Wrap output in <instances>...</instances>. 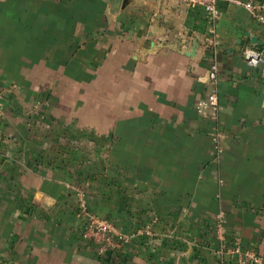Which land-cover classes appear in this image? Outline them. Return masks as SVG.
I'll use <instances>...</instances> for the list:
<instances>
[{
	"label": "crops",
	"instance_id": "1",
	"mask_svg": "<svg viewBox=\"0 0 264 264\" xmlns=\"http://www.w3.org/2000/svg\"><path fill=\"white\" fill-rule=\"evenodd\" d=\"M218 6L220 157L213 124L196 110L207 95L198 79L213 61L202 8L0 4V264H231L218 254L220 210L229 240L264 264V63L246 57L264 55L251 40L264 42V27L233 0ZM80 99L91 116L82 125ZM83 127L104 135L88 141L98 154L76 155V141L65 143L64 130ZM80 193L118 231L152 224L155 238L101 262L83 237Z\"/></svg>",
	"mask_w": 264,
	"mask_h": 264
},
{
	"label": "built area",
	"instance_id": "2",
	"mask_svg": "<svg viewBox=\"0 0 264 264\" xmlns=\"http://www.w3.org/2000/svg\"><path fill=\"white\" fill-rule=\"evenodd\" d=\"M191 8H202L210 22L207 45L211 51L213 61L200 82H205L207 95L196 104L197 112L207 118L214 126L211 134L213 146L220 157L222 153L223 134L219 128L220 105V67L217 59L220 45L217 22L219 19V0H181ZM235 3L242 5L250 13L252 19L264 27V4H256L252 1ZM259 58L254 57L253 52H247L246 57L251 66H258L264 63V55L259 54ZM78 213L84 219L83 237L89 241L95 249L101 262L111 259L115 255L122 253L131 245H137L141 239L146 243L155 238L154 226L146 225L136 229L131 234H124L116 229L112 221L100 218L89 210L86 196L82 193L78 196ZM228 220L226 213L220 210L214 219V231L218 241V254L221 259L227 256L231 264H263L262 256L253 249H244L237 241H231L227 235ZM145 243V242H144Z\"/></svg>",
	"mask_w": 264,
	"mask_h": 264
},
{
	"label": "rangeland",
	"instance_id": "3",
	"mask_svg": "<svg viewBox=\"0 0 264 264\" xmlns=\"http://www.w3.org/2000/svg\"><path fill=\"white\" fill-rule=\"evenodd\" d=\"M4 1H6V0H0V4H2ZM2 23L3 24L7 23V20L0 19V24H2ZM50 85L51 84L49 83L47 86H44V87L49 88ZM54 85L55 84H53V86ZM63 85H65V88H67L65 83ZM69 85H71V83H69ZM96 87H97V91L101 90V92H102V89H103L102 83H100V82L98 83L97 82ZM80 90H81V93H87V88L86 89H82V86H81ZM82 90H84V91L82 92ZM100 101H102V100H100ZM80 102H81L80 116L78 118L74 119V121L79 122L82 125V124H87L89 122L91 116L86 114V111H84L85 110L84 108L87 106L86 105L87 99H80ZM82 106H84V108ZM64 124H66V122H64ZM51 137L53 138V142H55V136L51 135ZM58 137H59V135H58ZM69 139H74L76 141V146L77 147L74 148L75 151H77V152H75L76 155H80V154H84L85 155V154H88V153L91 154L93 148H95L94 149V154H98V151L101 149L100 147L99 148L98 147H92V146L89 147L88 145L90 144L89 142L91 140H93V139H98V140L104 139V135H102L101 132L89 131L87 129H84V127H83V130L80 129V130H77V131L76 130L71 131V129L70 130H64L65 143ZM68 149H69V147H66V146L64 147V151H67ZM96 256H97V253H96ZM97 259L99 260L98 256H97Z\"/></svg>",
	"mask_w": 264,
	"mask_h": 264
},
{
	"label": "water",
	"instance_id": "4",
	"mask_svg": "<svg viewBox=\"0 0 264 264\" xmlns=\"http://www.w3.org/2000/svg\"><path fill=\"white\" fill-rule=\"evenodd\" d=\"M248 37H251L249 34H248ZM251 40H252V43H256V44H260V45H264V42H261L260 40H258V38L256 37H251ZM259 54L258 53H254V57L256 58H259Z\"/></svg>",
	"mask_w": 264,
	"mask_h": 264
},
{
	"label": "trees",
	"instance_id": "5",
	"mask_svg": "<svg viewBox=\"0 0 264 264\" xmlns=\"http://www.w3.org/2000/svg\"><path fill=\"white\" fill-rule=\"evenodd\" d=\"M144 242H146V240L145 239H141L139 244H141V243L143 244Z\"/></svg>",
	"mask_w": 264,
	"mask_h": 264
}]
</instances>
